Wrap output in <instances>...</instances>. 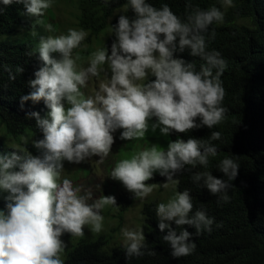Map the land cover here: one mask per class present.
I'll list each match as a JSON object with an SVG mask.
<instances>
[{"label": "clouds", "instance_id": "obj_1", "mask_svg": "<svg viewBox=\"0 0 264 264\" xmlns=\"http://www.w3.org/2000/svg\"><path fill=\"white\" fill-rule=\"evenodd\" d=\"M2 3L22 4L24 15L35 18L46 33L55 32L52 24L43 22L52 0ZM221 7H234L233 0H221L220 7L206 9L186 0L181 18L166 3L157 8L146 0H127L126 8L134 17L122 14L117 24L110 25L109 35L115 36L110 54L106 47L97 48L90 53L87 67L79 66L81 57L73 54L86 39L85 30L69 28L66 34L39 37L35 53L42 64L29 79L31 90L20 98V107L23 110L28 101L33 105L42 101L48 111L44 117L38 111L26 112L42 133V138L31 140L39 155L19 149L0 154V192L6 194L0 209V264H64V234L82 237L86 227L95 233L103 230L102 209L117 206L115 196L94 198L91 190L74 186L63 178L65 161L79 164L93 156L103 161L111 153L118 130H122L120 140L133 141L144 139L149 130L159 129L161 135L169 136L212 129L224 121L226 91L221 77L227 62L219 51L208 49L216 35L210 26L225 19ZM185 51L204 61L199 70L194 60L177 55ZM4 70L10 80L24 71L19 66L15 73L9 66ZM101 73L106 79L86 95L82 89ZM220 139L221 133L212 131L207 141L178 138L168 143L167 150L152 144L117 161L110 178L134 198H143L155 187L147 183L155 173L166 178L163 186L167 187L179 183L174 179L178 174L190 171L194 183L217 197L218 205L226 204L240 165L225 157L217 165L221 177L211 171H193L198 166L207 169L209 157L218 153L212 141ZM193 207L188 190L157 205L158 228L166 232L162 238L173 258L193 254L197 247L193 236L212 231L215 218L204 209L193 212ZM184 226L194 228L195 233ZM123 236L126 260L156 254L147 249L142 229H125Z\"/></svg>", "mask_w": 264, "mask_h": 264}, {"label": "trees", "instance_id": "obj_2", "mask_svg": "<svg viewBox=\"0 0 264 264\" xmlns=\"http://www.w3.org/2000/svg\"><path fill=\"white\" fill-rule=\"evenodd\" d=\"M146 2L157 8L166 3L181 18L185 13L186 0ZM190 2L201 9L221 6V0ZM126 5L127 0H76L74 6L77 25L87 31L89 37L98 36L110 17L111 25L117 24L118 17L122 14L130 19L134 17V13ZM233 5L234 7H221V11L225 12L224 22L210 26L216 35L208 44L209 50L219 51L227 62L221 77L226 91L222 104L227 110L225 119L212 129L205 127L187 133L171 134L185 141L190 137L207 141L212 131L221 133L220 140L212 141L218 153L215 157H209L207 169L198 166L193 171H211L213 175L221 177L222 173L217 165L225 157H231L240 165L239 175L232 181L228 193L230 202L221 205L217 204V197L193 182L192 172L184 171L174 177L179 181L175 185L177 192H190L193 212L204 209L209 217L215 218L212 231L193 236L197 245L193 254L173 258L169 245L162 238L166 232L162 233L158 228L157 203L148 201L141 210L146 223L151 227L145 234L144 243L147 249L155 251L154 256L145 254L126 260L122 244L106 252V239L99 236L90 241L80 239L70 248H65L64 264H264V0H233ZM0 8H4L3 13H0V127L3 126L7 134L24 137L28 141L24 148L2 147L0 144V154L19 149L39 155L31 140L42 138V133L36 127L35 119L28 118L26 112L38 111L44 117L48 109L42 101L35 105L28 101L23 110L20 107V98L31 90L28 86L29 79L34 78V71L42 64L38 53H35L38 45L29 38L36 25L24 15L22 4L4 6L0 0ZM47 16L44 17V22L47 21ZM15 29L25 33L11 38ZM114 39L115 36L110 35L106 41L109 54ZM29 52L33 55L29 56ZM177 55L187 61L194 60L197 70L204 63L199 58L189 56L187 51ZM5 66L11 67L13 73L17 66L24 71L16 74L15 80H10L8 72L4 70ZM165 182L166 178L160 175H154L152 180L147 181L156 185ZM0 195L6 194L0 192ZM135 199L130 193L116 200L121 210L117 216V229L122 224V211L127 210ZM4 203L3 197L0 198V209L4 208ZM184 227L195 233L194 228ZM61 239L64 240V237Z\"/></svg>", "mask_w": 264, "mask_h": 264}, {"label": "rangeland", "instance_id": "obj_3", "mask_svg": "<svg viewBox=\"0 0 264 264\" xmlns=\"http://www.w3.org/2000/svg\"><path fill=\"white\" fill-rule=\"evenodd\" d=\"M76 0H52V7L47 10L45 16H47V21L44 23L54 24L53 27L55 32L46 33L42 27L35 23V18H30L36 25L29 38L33 39V43L38 45L39 37L41 35H59L66 34L69 28H74L80 30L81 28L77 25L76 14L77 11L74 6ZM44 16V17H45ZM52 17V18H51ZM44 20V18H43ZM52 20V21H51ZM112 17L108 19L106 27L101 31L98 36L89 37L87 35L86 39L82 42L81 46L74 50V56L79 54L81 59L77 61L79 66L87 67V60L91 52L95 51L97 48H103L106 46V41L110 34V25ZM53 22V23H52ZM87 32V31H86ZM25 33L20 29H15L11 33V38H17ZM35 33V35H33ZM106 67V66H105ZM110 77V72H108ZM106 79L105 74L101 73L99 79L96 77H91L89 84L82 91L86 95L93 94L96 89H98L99 83ZM118 130L114 133L115 142L112 145L111 153L103 161H100L99 156H93L85 161L74 164L67 161L64 162V173L63 178H68L73 182L74 186H80L83 190H91L94 198H100L102 196H115L116 200L125 195L130 194L119 181L112 180L110 178L111 171L115 166V163L124 158H130L131 155L145 148H150L152 144H156L159 150H166L167 145L170 141H175L177 138L172 136H163L160 134L159 129L155 133L149 132L146 137L142 140L126 141L120 140V132ZM0 144L2 147H15L24 148L25 144L24 137H14L6 133L3 126L0 127ZM35 155V154H34ZM154 175H159L155 173ZM149 184V183H148ZM155 185L153 190L143 198H136L131 204V206L122 211V224L117 229L118 224V214L121 211L119 204L117 206L106 205L102 209L103 220V230L99 233L92 232L89 227L85 228V234L82 237H72L70 234H64V241L67 245V249L72 245L76 244L80 239L86 241L95 240L99 236H103L106 239V245L104 250L110 252L114 247L118 245H124L123 230H143L145 235L151 227L146 223L144 215L142 213V207L145 202L155 201L157 205L159 203H167V201L173 198L177 192L175 185L169 183L167 187L162 185ZM5 194V193H3ZM3 196L0 195V198ZM61 258L64 260V252L61 254Z\"/></svg>", "mask_w": 264, "mask_h": 264}]
</instances>
